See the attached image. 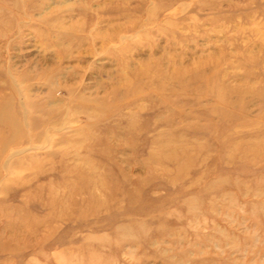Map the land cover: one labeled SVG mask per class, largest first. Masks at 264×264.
I'll use <instances>...</instances> for the list:
<instances>
[{"label": "rangeland", "instance_id": "1", "mask_svg": "<svg viewBox=\"0 0 264 264\" xmlns=\"http://www.w3.org/2000/svg\"><path fill=\"white\" fill-rule=\"evenodd\" d=\"M0 264H264V0H0Z\"/></svg>", "mask_w": 264, "mask_h": 264}]
</instances>
